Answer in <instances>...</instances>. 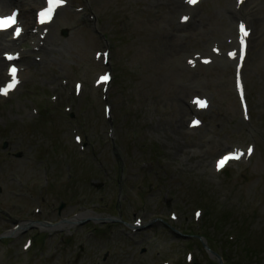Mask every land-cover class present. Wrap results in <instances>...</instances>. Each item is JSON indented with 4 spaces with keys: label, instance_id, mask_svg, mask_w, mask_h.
<instances>
[{
    "label": "rangeland",
    "instance_id": "rangeland-1",
    "mask_svg": "<svg viewBox=\"0 0 264 264\" xmlns=\"http://www.w3.org/2000/svg\"><path fill=\"white\" fill-rule=\"evenodd\" d=\"M183 1L70 0L44 52L32 49L30 37L19 48L0 46V56L10 48L30 49L22 64L23 85L0 98V235L13 227V219L38 216L36 208H42L38 220L50 223L89 214L86 223L71 230L37 236L29 256L21 255L22 245L39 230L30 227L0 239V264H162V259L187 264L189 252L202 264H217L202 246L190 248L193 243L168 236L170 228L160 223L133 234L120 221L133 225L136 215L149 222L156 205L165 207L169 221L176 206L182 228L187 217L195 224L194 209H202L201 228L208 229L218 252L229 246L231 261L240 263L253 250L258 257L247 264H264L259 256L264 254V0H250L243 8L255 29L244 70L253 111L249 122L237 119L233 69L214 65L193 74L181 69L185 55L210 53L213 43L234 33L236 24L226 9L235 0L206 1L182 27L184 11L167 5ZM92 16L112 50L111 118L93 85L106 67L94 59L103 41L92 32ZM34 18V11L23 18L33 39ZM77 81L84 84L78 96ZM192 82L216 103L218 112L208 121L217 133L213 141L184 134ZM46 103L56 109L49 119L37 106ZM75 132L82 145L75 142ZM250 144L257 149L251 161L215 172L214 160L222 151ZM48 177L51 183L45 186ZM165 198L176 202L169 207L162 203ZM61 202L66 207L60 212ZM96 216L102 220H93ZM232 234L245 236L232 241Z\"/></svg>",
    "mask_w": 264,
    "mask_h": 264
},
{
    "label": "snow or ice",
    "instance_id": "snow-or-ice-1",
    "mask_svg": "<svg viewBox=\"0 0 264 264\" xmlns=\"http://www.w3.org/2000/svg\"><path fill=\"white\" fill-rule=\"evenodd\" d=\"M186 2L189 5L195 6L196 4H198L199 0H186ZM240 3H243V0H239ZM66 3V0H47V6L42 8L38 13H37V20L40 24H45L50 22L53 19V16L56 12V10L58 8H61L62 6H64V4ZM188 17L185 16L183 18V22H187L188 21ZM17 23L16 21V12L13 11L11 14L8 15H0V30H6L9 28H12L13 26H15ZM21 28L20 27H15L13 35L14 36H19L21 34ZM251 35L250 30H248V28L246 27V25L244 23H240L239 24V44H240V55H239V61H240V65L243 66V61L245 59L246 56V52H247V47H248V37ZM233 59L236 58L237 54L235 52H232L229 54ZM18 57H15L13 55L10 54H5V59L8 61H13L15 59H17ZM210 61L205 60L204 63H209ZM190 64H193V61H189ZM17 72L18 69L15 66H12L8 69V74L11 77L10 82L3 88H0V95H7L9 91L13 90L16 85L19 83L18 79H17ZM110 80V76L108 75H103L100 77V81L107 83ZM237 86L240 89V96H241V100H244V90H243V86L240 83L239 77L237 78ZM78 88L80 86H77ZM198 107L200 108H206L207 107V101L206 100H202L200 98H196L193 101ZM244 118L248 119V114H247V106L245 104L244 107ZM200 124L199 120H194L192 122V126H198ZM77 139L79 140V137H77ZM253 149L250 147L248 149V155H251ZM244 153L243 152H229L227 155H223L221 159L218 160L217 162V170L220 171L222 170L226 164L231 161V160H239L241 158V156H243ZM197 215L199 216V213H197Z\"/></svg>",
    "mask_w": 264,
    "mask_h": 264
},
{
    "label": "bare ground",
    "instance_id": "bare-ground-1",
    "mask_svg": "<svg viewBox=\"0 0 264 264\" xmlns=\"http://www.w3.org/2000/svg\"><path fill=\"white\" fill-rule=\"evenodd\" d=\"M11 1H17V2H19L20 4H22V5H24V4H27L28 3V0H0V10H3L6 6H7V4L8 3H11ZM180 4V3H179ZM178 4V5H179ZM184 5V4H183ZM168 8L171 10V9H175V8H178L179 10H180V8H183L184 6H175L174 4H171V3H168ZM29 11H31V10H29ZM29 11H26V10H24L23 12H22V14L25 16L26 15V13L28 14L29 13ZM230 14H234V12H232V10H230V12H229ZM54 22V21H53ZM52 22V23H53ZM51 23V27H52V29L53 30H51V32H50V34H49V37H48V41H50L52 38H53V34H54V31H55V28H54V24H52ZM11 41L9 40V39H7L6 38V36H5V34H1L0 33V46H4V45H10L11 43H10ZM37 46H38V44H36ZM44 49V48H43ZM44 51V50H43ZM4 67H5V61H4V59H2L1 57H0V81L2 80V79H4L5 78V76L6 75H4L3 74V69H4ZM88 216V214H81V215H79V216H77V217H75V218H73V219H71V221H70V223L69 224H67V223H60V224H58V225H55V226H52V227H50V228H52V230H62V229H67V227H69L70 225H72V224H75V223H77V222H79V221H81V219H83V218H86ZM100 217H98V218H96V219H99ZM21 228H22V226H21ZM43 228H45V227H43ZM8 235H10V233H7Z\"/></svg>",
    "mask_w": 264,
    "mask_h": 264
}]
</instances>
